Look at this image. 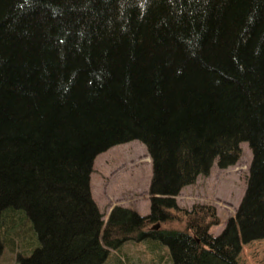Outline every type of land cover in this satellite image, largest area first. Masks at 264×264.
<instances>
[{
    "label": "trees",
    "instance_id": "16d2710c",
    "mask_svg": "<svg viewBox=\"0 0 264 264\" xmlns=\"http://www.w3.org/2000/svg\"><path fill=\"white\" fill-rule=\"evenodd\" d=\"M132 140L151 158L150 212L116 206L104 224L93 162ZM243 142L247 186L221 233L212 210L192 233L144 230ZM144 238L172 264H238L241 243L264 238V0H0V253L103 264Z\"/></svg>",
    "mask_w": 264,
    "mask_h": 264
},
{
    "label": "rangeland",
    "instance_id": "374dc122",
    "mask_svg": "<svg viewBox=\"0 0 264 264\" xmlns=\"http://www.w3.org/2000/svg\"><path fill=\"white\" fill-rule=\"evenodd\" d=\"M240 147L241 156L235 163L220 168L215 160L208 174L198 175L192 184L180 189L174 196L176 208L169 210L171 221L150 223L144 230L178 229L192 233L186 224L201 223L203 213L212 210V216L205 219L209 223L208 232L213 235L221 233L227 222L235 217L247 186L252 153L246 142ZM151 179V158L139 140L117 144L98 154L89 184L103 223L108 221L116 206L130 208L141 216L149 214ZM157 223L159 226L155 229ZM33 240L36 243L33 245L37 246L36 236ZM20 253L28 255L30 251L25 253L22 248L11 250L10 246L4 247L0 264H18ZM237 263L264 264V238L241 243ZM103 264H172V261L165 244L144 238L125 240L118 248H109Z\"/></svg>",
    "mask_w": 264,
    "mask_h": 264
},
{
    "label": "water",
    "instance_id": "95a60500",
    "mask_svg": "<svg viewBox=\"0 0 264 264\" xmlns=\"http://www.w3.org/2000/svg\"><path fill=\"white\" fill-rule=\"evenodd\" d=\"M158 226H159V224L157 223V224L154 225V228L157 229Z\"/></svg>",
    "mask_w": 264,
    "mask_h": 264
}]
</instances>
